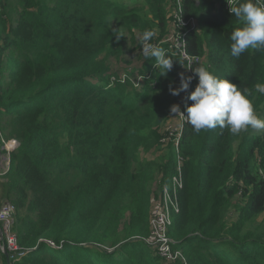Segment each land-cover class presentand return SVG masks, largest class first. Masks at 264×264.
I'll return each instance as SVG.
<instances>
[{"label": "trees", "instance_id": "16d2710c", "mask_svg": "<svg viewBox=\"0 0 264 264\" xmlns=\"http://www.w3.org/2000/svg\"><path fill=\"white\" fill-rule=\"evenodd\" d=\"M196 1L181 0L198 25L186 52L203 61L190 66L168 235L189 264H264V225H253L264 212V0L230 15L220 0ZM175 3L0 0V131L19 142L0 206L12 203L28 250L8 264H162L143 240L176 155H141L163 151L187 70L169 49L156 66Z\"/></svg>", "mask_w": 264, "mask_h": 264}, {"label": "built area", "instance_id": "2783aa9c", "mask_svg": "<svg viewBox=\"0 0 264 264\" xmlns=\"http://www.w3.org/2000/svg\"><path fill=\"white\" fill-rule=\"evenodd\" d=\"M240 1L222 0L218 6L225 13L232 14ZM170 18L171 28L167 37L160 43L165 45L162 54L163 56L165 55L166 49H169L168 51L171 53H176L186 62L187 70L184 73V77L179 78L176 82L175 88L178 90V98L170 111L168 122L164 124L160 132L159 143L162 145L161 149L163 151L167 146H172L176 155V167L175 174L171 178L169 185L163 187L161 192H159L158 207L155 210L152 207V214L149 218V236L143 242L165 264H189L186 256L177 248L176 243L169 238L168 233L174 216L180 211L179 194L183 189L179 141L184 126L189 120L187 99L189 96V85L194 80V76L190 72V66L193 63H200L201 59L199 57H190L186 52L187 36L190 32L197 31V23L193 18L184 20L181 0H176L175 6L171 10ZM142 50L150 51L147 42L143 43ZM140 82L142 83V78L138 77L132 84L134 87H139ZM6 139H3L0 131V158L3 156L0 159V176L9 170L10 154L17 149V145L13 140ZM13 215L14 207L10 203H4L0 206V252L7 255L8 262L16 263L25 257L28 250L19 247L17 243L13 232Z\"/></svg>", "mask_w": 264, "mask_h": 264}, {"label": "rangeland", "instance_id": "374dc122", "mask_svg": "<svg viewBox=\"0 0 264 264\" xmlns=\"http://www.w3.org/2000/svg\"><path fill=\"white\" fill-rule=\"evenodd\" d=\"M135 55V54H134ZM163 54H162V52L160 53V56H159V59H158V62L156 63V65L157 66H159V65H161L162 63H163ZM162 59V60H161ZM201 61H203L202 59H201ZM200 61V62H201ZM140 85H142V83L140 82L139 83V86ZM175 87H176V85H175ZM178 90H175V92L176 93H178L177 92ZM5 138H6V135H4L3 136V139L5 140ZM6 140H13L15 143H16V145H17V147L19 146V142L16 140V138H13V137H8ZM16 147V148H17ZM164 151H162L161 153H159V151L158 152H153V153H148L147 155H141V157L143 158V159H158L159 157H162L163 155H164ZM3 157V156H2ZM1 157V158H2ZM0 158V159H1ZM259 161H257V164H258V166H259V169H264V162H259ZM262 173V172H261ZM263 175V174H262ZM158 202H159V192H157V198L153 201V203H152V207L154 208V210L158 207ZM4 203H10V204H12L11 202H9V201H5V202H3L2 204H4ZM12 206V205H11ZM157 211V210H156ZM150 217H151V215H150ZM150 220V219H149ZM253 225H255V226H260V225H264V212L263 213H261V214H259L254 220H253ZM144 243V242H143ZM145 244V243H144ZM146 245V244H145ZM147 246V245H146ZM149 248V247H148ZM150 249V248H149ZM161 262V261H160ZM162 264H165V263H163V262H161Z\"/></svg>", "mask_w": 264, "mask_h": 264}, {"label": "crops", "instance_id": "0c3cea01", "mask_svg": "<svg viewBox=\"0 0 264 264\" xmlns=\"http://www.w3.org/2000/svg\"><path fill=\"white\" fill-rule=\"evenodd\" d=\"M221 1L222 0H220V3H221ZM243 0H241L239 3H238V5L242 2ZM251 1H254L256 4H260V7H261V10H263V5H261L262 3L259 1V0H257V1H255V0H251ZM195 3L197 4V1L195 0ZM220 3H219V5H220ZM237 5V6H238ZM219 8H221V7H219ZM237 8V7H236ZM236 10V9H235ZM221 11L224 13V14H227V13H225L222 9H221ZM235 12V11H234ZM233 12V13H234ZM232 13V14H233ZM228 15H230V14H228ZM197 23V22H196ZM197 28H198V25H197ZM142 155H144V154H142ZM146 155V154H145ZM0 264H8V261H7V257H6V255L4 254V253H2V252H0Z\"/></svg>", "mask_w": 264, "mask_h": 264}, {"label": "water", "instance_id": "95a60500", "mask_svg": "<svg viewBox=\"0 0 264 264\" xmlns=\"http://www.w3.org/2000/svg\"><path fill=\"white\" fill-rule=\"evenodd\" d=\"M0 154H1V152H0ZM6 255V254H5ZM6 257H7V255H6ZM8 261V260H7Z\"/></svg>", "mask_w": 264, "mask_h": 264}]
</instances>
